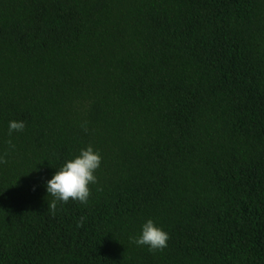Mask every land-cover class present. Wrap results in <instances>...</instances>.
I'll return each instance as SVG.
<instances>
[{
    "label": "trees",
    "instance_id": "16d2710c",
    "mask_svg": "<svg viewBox=\"0 0 264 264\" xmlns=\"http://www.w3.org/2000/svg\"><path fill=\"white\" fill-rule=\"evenodd\" d=\"M88 146V203L53 213ZM5 152L0 264H264V0H0Z\"/></svg>",
    "mask_w": 264,
    "mask_h": 264
},
{
    "label": "clouds",
    "instance_id": "9594fccd",
    "mask_svg": "<svg viewBox=\"0 0 264 264\" xmlns=\"http://www.w3.org/2000/svg\"><path fill=\"white\" fill-rule=\"evenodd\" d=\"M24 128L23 121H10L9 135L11 136L13 132H22ZM84 130L87 131V128L84 127ZM8 143L10 147L14 148L11 141ZM7 155V152L0 155V165L7 164L5 158ZM101 162L100 153L91 146L82 149L79 155L66 161L47 181L46 191L48 197H52L48 208L54 213L58 202L66 204L70 199L87 204L91 196V185L97 183L95 173ZM83 220L84 218L81 217V223L78 226H82ZM169 239L168 233L156 226L151 219L143 224L141 234L138 237L130 238L132 243L138 246H147L153 252L165 249Z\"/></svg>",
    "mask_w": 264,
    "mask_h": 264
}]
</instances>
